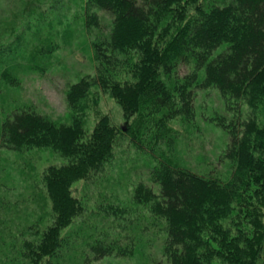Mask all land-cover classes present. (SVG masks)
I'll return each mask as SVG.
<instances>
[{"label":"trees","instance_id":"16d2710c","mask_svg":"<svg viewBox=\"0 0 264 264\" xmlns=\"http://www.w3.org/2000/svg\"><path fill=\"white\" fill-rule=\"evenodd\" d=\"M85 7L87 28L101 29L93 9L109 13L112 21L108 33L93 43L95 74L66 93L72 108L83 105L93 87L109 92L128 122L135 117L125 131L142 149L148 133L156 144L169 121L193 116L196 88H216L235 112L230 121H216L230 136L225 156L233 169L230 179L162 158L151 173L157 191L142 183L135 188V205L148 209L149 225H160L164 235L163 260L150 263L258 264L264 252V129L257 127L252 108L264 109V0H86ZM181 65L188 72L179 78ZM239 104L250 107L245 117ZM153 123L156 130L147 132ZM82 126L78 118L56 124L32 106L1 122V148L47 147L70 160L43 174L52 223L43 232L39 223L29 226V239L23 231L20 244L12 242L19 246L17 264H40L59 254L67 244L63 230L85 210L72 195L73 183L98 173L123 133L106 115L86 138ZM131 241L122 245L119 236L99 235L88 249L94 260L124 257L136 246Z\"/></svg>","mask_w":264,"mask_h":264},{"label":"rangeland","instance_id":"374dc122","mask_svg":"<svg viewBox=\"0 0 264 264\" xmlns=\"http://www.w3.org/2000/svg\"><path fill=\"white\" fill-rule=\"evenodd\" d=\"M85 4L86 0H0V125L14 109L32 106L56 124L68 125L80 119L86 138L100 118L108 116L111 125L123 132L116 137L112 158L90 180L73 183L72 195L82 201L84 213L63 230L67 244L59 254L40 264L156 263L163 260L164 235L160 225H149L152 218L148 209L135 205V188L142 183L157 191L151 173L162 158L199 174L230 179L233 169L225 157L230 136L216 121H230L235 112L228 110L216 88H196L193 116L169 121L156 144L148 141V133L142 138V149L125 131L135 117L128 122L109 92L93 87L83 105L80 102L72 108L66 93L82 77L95 74L93 43L108 33L112 21L109 13L93 9L101 29L87 28ZM187 72L181 65L177 76ZM258 105L252 108L254 118L257 127L264 129V109ZM249 108L240 105L243 117ZM156 127L153 123L147 132ZM69 162L47 147L28 151L0 147V264L18 263L19 246L12 242L16 239V245L20 244L23 231L29 239L25 232L29 226L39 223L43 232L52 223V204L43 174L49 167ZM261 220L264 222L263 217ZM99 235L109 239L119 236L122 245L132 239L136 246L128 256L94 260L88 244ZM212 264L223 263L214 259ZM258 264H264V252Z\"/></svg>","mask_w":264,"mask_h":264},{"label":"bare ground","instance_id":"6f19581e","mask_svg":"<svg viewBox=\"0 0 264 264\" xmlns=\"http://www.w3.org/2000/svg\"><path fill=\"white\" fill-rule=\"evenodd\" d=\"M142 107V106H141ZM18 109V108H17ZM15 110V109H14ZM135 122V121H134ZM134 122H132V123H134ZM138 122V121H137ZM129 127V126H128ZM158 133V132H157ZM168 140V139H167Z\"/></svg>","mask_w":264,"mask_h":264}]
</instances>
